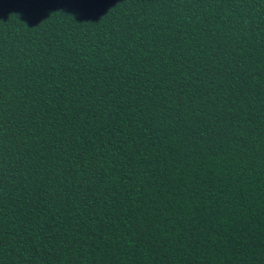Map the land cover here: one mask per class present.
Returning a JSON list of instances; mask_svg holds the SVG:
<instances>
[{
  "label": "trees",
  "instance_id": "trees-1",
  "mask_svg": "<svg viewBox=\"0 0 264 264\" xmlns=\"http://www.w3.org/2000/svg\"><path fill=\"white\" fill-rule=\"evenodd\" d=\"M0 264H264V0H0Z\"/></svg>",
  "mask_w": 264,
  "mask_h": 264
}]
</instances>
